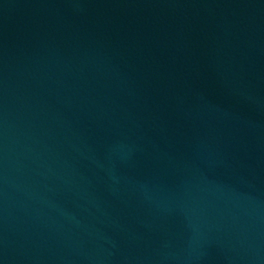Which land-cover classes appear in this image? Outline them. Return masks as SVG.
<instances>
[{
  "label": "water",
  "instance_id": "water-1",
  "mask_svg": "<svg viewBox=\"0 0 264 264\" xmlns=\"http://www.w3.org/2000/svg\"><path fill=\"white\" fill-rule=\"evenodd\" d=\"M0 264H264V0H0Z\"/></svg>",
  "mask_w": 264,
  "mask_h": 264
}]
</instances>
